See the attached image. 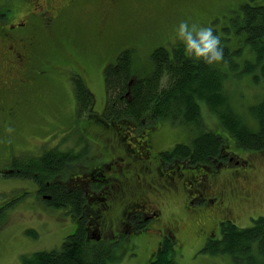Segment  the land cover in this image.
I'll use <instances>...</instances> for the list:
<instances>
[{
  "label": "trees",
  "instance_id": "16d2710c",
  "mask_svg": "<svg viewBox=\"0 0 264 264\" xmlns=\"http://www.w3.org/2000/svg\"><path fill=\"white\" fill-rule=\"evenodd\" d=\"M78 1L74 0L72 6H76ZM29 2L32 3L31 0ZM12 3H16V0H12ZM17 8L19 13L22 9L21 2ZM99 12L95 18L96 26L103 22L98 17ZM113 12L108 26L115 20ZM62 15L58 14L52 21L62 22ZM36 21L48 25L52 23H48L49 19L40 14L35 15L34 22ZM239 21V33L243 37L240 42L250 47L253 56V60L245 59L241 69L235 57L241 55L242 48L232 49L229 45V34L228 38L226 35L223 38L225 59L214 65L194 61L186 56L184 45L177 44L171 49L159 45L151 53L150 65L138 67L137 49L129 47L123 49L117 55L116 61L104 69L107 100L101 111H95V96L86 77L80 74L73 76L76 118H83L79 132L89 146V136L84 131L87 129L84 125L93 128L92 124H96V129L100 130L98 136L104 141L100 149V156L103 158L98 159L96 164L83 162L84 159L73 163L72 153L53 148L42 156H34L28 168L23 163L19 164L24 166L16 168L20 169L19 175L35 184V188L25 191L33 197L36 195L42 201L46 199L53 209V205H61L77 221L76 229L64 238L61 248L33 251L23 256V264H109L115 244L104 240L93 242L94 231H99L102 238L117 235L119 238H127L125 241L132 247L141 244V239L133 242L129 235L150 231L153 221L138 222L128 214L132 210L154 205L153 197L149 196L152 193L147 195L146 187L137 184L134 196L123 205L116 214L117 217L110 218L112 201H109L110 190L107 189L106 179L115 175L123 181L130 180L128 174L132 172L139 173L141 177L149 171L150 176L153 175V168H144V173L136 172L133 168H119L117 160L131 154L141 158L144 155L143 150L150 144L148 136H144V128L155 126L159 121L182 125L196 133L188 143L180 141L169 149H161L168 151L163 154L166 163L157 168L159 178L154 181L158 182L155 188L161 187L177 195L186 184L187 196L180 199L182 211L179 215H188V207L190 214L199 218L200 222L210 223L215 228L214 232L204 236L201 252L214 256L228 255L235 264H261L259 256L264 257V216L256 218L252 226L240 227L230 216L229 207L233 199H238L241 204L243 202V207L248 205L251 193L242 187V182L248 181L246 168H252L251 165L253 168L257 167L248 158H236L237 153L229 149L228 141L233 137L240 147L264 153V0H248L242 3L236 22ZM111 30L113 29H110V33ZM40 60L32 63L37 64ZM66 65L70 64H64ZM36 70L33 69L32 80L39 78ZM246 76H250L252 82L243 81ZM241 82L254 88V102L247 103L248 94L241 90ZM233 85L236 87L232 88ZM35 99L36 94L27 101L35 102ZM206 112L218 119L219 126L215 128L220 130L208 125ZM111 140H117L123 152L112 150L114 147L109 144L115 142H110ZM230 155L235 158L233 162L239 160L246 161L247 164L244 167H229L227 171L230 175L222 176L225 168H217L216 163L214 166V160L218 157L226 160ZM210 165L214 167L208 168ZM75 166L80 173L72 175L70 171ZM170 168L173 170H169ZM90 174L102 181L97 180L98 184L92 185V191L81 187L67 188L64 184V181H72L79 176L91 177ZM26 175L29 177L26 178ZM218 178H225L232 185L230 192L226 193L229 187L227 185L220 197L214 190V181ZM142 179L147 181L144 177ZM150 189L155 193L152 187ZM23 192L12 191L0 202V226L4 221L5 207L20 199ZM43 194L50 195L51 199L42 197ZM215 195L228 200L227 207L223 209L215 205L214 214L206 220L202 213L212 209ZM191 204L206 206L192 209ZM218 216L221 219L222 235L216 238ZM119 220L121 228L117 223ZM210 224H206L205 228L208 229ZM199 228L202 229L203 226ZM27 233L32 240H36L43 232L38 234L35 229H30ZM161 237V243L148 264H180L176 258L177 241L173 233H164Z\"/></svg>",
  "mask_w": 264,
  "mask_h": 264
},
{
  "label": "rangeland",
  "instance_id": "374dc122",
  "mask_svg": "<svg viewBox=\"0 0 264 264\" xmlns=\"http://www.w3.org/2000/svg\"><path fill=\"white\" fill-rule=\"evenodd\" d=\"M106 1L79 0L77 6H72L74 0H44V6L48 7L52 15L63 13L64 17L59 26L46 27L38 38L40 53L44 59L48 58L43 65L45 74L37 78L35 85L40 90L39 101L43 100L40 102L35 100V108L33 107L26 117L27 110L24 108V115L21 117L23 124L20 126L21 131L15 132L16 137L11 135L0 141V164L3 159L8 158L9 150L11 154L14 152L23 154L24 150H27V154L42 152L44 155L53 148L72 153L73 163L84 159L83 162L96 164L98 159L103 158L100 156V146L103 140L98 136L100 130L96 129V124H92L93 128L84 125L87 128L84 131L89 136V146L79 132L83 118H76L73 76L81 74L88 78L86 80L96 97L95 111H101L107 100L103 75L105 67L114 63L117 55L129 47L137 49L138 67L150 65L151 53L159 45L171 49L177 44H182L174 40L175 27L181 20L188 19L190 23L212 26L214 30H218L222 41L225 35L228 38L229 34V45L232 49L242 48L241 55L235 57L240 69L245 59L253 60L250 47L240 42L243 38L239 33L241 20L236 22L240 5L248 0H121L122 8H117L113 12L115 20L104 33L98 32L101 27L96 26L95 18L99 10L105 6ZM19 2L22 8L19 12L21 16L18 14L13 18L14 20L26 14L30 6L26 0H16L17 6ZM47 12L50 14L49 11ZM110 29H113L111 33ZM64 64H73L75 67L64 66ZM3 74L6 77V73ZM243 81L252 82L250 76H246ZM239 85L241 90L248 94L247 103L254 102V88L242 82ZM234 87L236 86L233 85L232 88ZM205 117L210 127L219 126V121L213 114L206 112ZM12 121L15 120L12 119ZM144 129V136H148V141H150L145 151L147 155L151 153L152 158L159 150L169 149L180 141L188 143L196 133L195 130L169 121H159L155 126H146ZM8 138L11 139V143ZM228 143L229 149L238 154L236 158H248L257 167L246 168L248 181L242 182V187L251 193L248 205L243 207V202L241 204L238 199H233L231 204L229 203L230 216L233 217L234 222L240 227L252 226L256 218L264 216V155H262L264 153L240 147L233 137L229 138ZM18 148L22 151L17 150ZM16 157L24 158L20 155H15L14 158ZM136 159L140 166H136L133 170L141 172V162L144 158L136 157ZM75 167H72L70 171L72 175L80 173L77 166ZM150 173L151 171L147 175L144 173L149 185L147 186L148 182L145 181L142 186L148 190H146L147 195L152 192L150 187L155 191V196L150 194L149 196L153 197L154 205L158 206L159 216L154 220L150 231L138 234L134 232L129 235L133 242L141 239L140 246L136 243L133 247L129 246L125 241L127 238H119V235L102 238L99 231L93 232L95 236L93 242L104 240L109 244H115L113 245V257L109 264H148L161 243V234L164 233H173L177 241L175 248L178 255L176 258L180 264H235L228 255L214 256L200 251L204 236L210 234L209 232H214L215 228L210 223L200 222L199 218L190 214L188 207V215H179L182 211L180 199L187 196L186 184L177 196L173 191L168 192L161 187L155 188L158 182L154 181L159 178L157 168H153L152 176ZM4 175L0 172V202L5 200L3 197L12 191L24 192L20 199L4 209L5 217L0 226V264H23V256L33 251L61 248L64 238L76 229L77 221L61 205H53V209L45 201L46 199L42 201L36 195L33 197L31 193L25 191L35 188L31 180ZM229 175L225 168L222 176ZM134 181L133 178L123 181L115 175L106 179L107 189L110 190L109 201H112L110 218L116 216L123 205L134 196L137 190V182ZM229 184L230 182L225 178H218L214 181V190L219 197ZM231 189L232 185H229L226 193H229ZM227 201L215 195L212 209L202 213L204 219L207 220L214 214L215 205L225 209ZM190 206L192 209L205 208L206 204H191ZM196 212H198L197 209ZM219 218L218 216L216 220ZM220 221L221 219L216 224V238L222 235ZM117 223L121 228V221ZM113 224L116 226L115 221ZM206 224H210L208 229L205 228ZM202 226L203 228L200 229L199 227ZM30 229H35L38 234L43 233L36 240H32L27 233ZM118 238L119 243L117 244ZM259 260L261 264H264L263 256H259Z\"/></svg>",
  "mask_w": 264,
  "mask_h": 264
},
{
  "label": "flooded vegetation",
  "instance_id": "af4514ba",
  "mask_svg": "<svg viewBox=\"0 0 264 264\" xmlns=\"http://www.w3.org/2000/svg\"><path fill=\"white\" fill-rule=\"evenodd\" d=\"M26 1L29 2V0ZM31 2V4L29 2L30 6L28 7V12L17 20L13 19L18 16V14L21 16V13H18L17 10V3H12V0H3L0 2V72L2 70V73L0 74V141L11 135L16 137L14 135L15 132L21 131L20 126L23 124L21 122V117L24 115V108L27 110L25 112L26 117L28 112L36 105V101L40 102L38 96L40 90L35 86L37 80H32V75L33 69L36 68L38 77L43 76L45 74L43 65L47 60L46 57L44 56V59L43 55L40 53L38 38L40 32L47 26H59L62 23L61 21L57 23L56 21H52V18H56L58 14L52 15L50 10H48V7L44 6V0H31ZM104 3L105 6L102 10H99L100 12L98 14V17L101 18L103 22L97 26H100L101 28H99V30L105 33V29H108L107 27L110 21L111 13L117 8L121 9L122 5L121 0H107ZM77 5L78 3L76 6ZM113 8L115 9L112 11ZM47 11H49L50 14H48ZM38 14L48 18V23L51 21L52 23L48 25L44 22H34V17ZM39 59H41L38 61L40 64L38 62L37 64H33ZM3 73H6V77ZM35 94V102L27 101L34 98ZM12 119L15 121H12ZM8 140L11 143V139L8 138ZM112 141L115 143L106 144L113 146L114 148L112 150L115 152H123V150H120L121 148L117 140H111L110 142ZM102 143H104V141H102ZM17 150L22 151L19 148ZM143 151L144 155H142L141 158L131 154L130 156L124 155L121 159H118L117 162L118 166H120L119 168L128 169L140 166L137 163L136 157L140 159L144 158L141 162L142 168L140 169L143 173L144 168H158L160 164L164 165L166 163V158L163 154L168 150H159L153 158L151 153L147 155L146 151ZM15 155L24 156V158H14ZM39 155H42V152L37 154H27V150H24L23 154H18L16 152L11 154V150H9L8 158L3 159V162L0 164V168L6 175L22 178L18 173L20 172V169L16 168H24V166L25 168L30 167L31 159L34 156ZM234 159L235 158L232 155L228 156L226 160L218 157L214 160V166L216 163L217 168H234L237 166L244 167L247 164L246 161L241 162L237 160L233 162ZM21 163H23L24 166L19 165ZM214 166L210 165L208 168H213ZM251 167L253 168L252 165ZM138 174L139 173L132 172L130 175L128 174V177L130 180L133 178L135 180L134 182H137V184L142 186V183L145 182L142 177L145 178V176L142 175L141 177ZM90 176L91 177L88 178H82L79 176L75 180L64 181V184L67 188L81 187L84 190L92 191V185L98 184L97 180L100 182L102 181L98 178L95 179L93 174H90ZM27 177H29V175H26V178ZM151 193L152 196H155L154 192ZM41 196L49 200L51 199V196L48 194H43ZM128 216L138 220V222H154V220L159 216V210L152 205L151 207H142L140 209H135L134 211L132 210L129 212Z\"/></svg>",
  "mask_w": 264,
  "mask_h": 264
},
{
  "label": "clouds",
  "instance_id": "9594fccd",
  "mask_svg": "<svg viewBox=\"0 0 264 264\" xmlns=\"http://www.w3.org/2000/svg\"><path fill=\"white\" fill-rule=\"evenodd\" d=\"M174 40L184 45L186 56L194 61L214 65L225 59L222 37L210 25L181 20L175 27Z\"/></svg>",
  "mask_w": 264,
  "mask_h": 264
}]
</instances>
